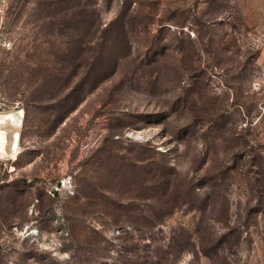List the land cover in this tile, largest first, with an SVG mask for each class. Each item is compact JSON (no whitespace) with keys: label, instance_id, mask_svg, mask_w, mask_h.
Wrapping results in <instances>:
<instances>
[{"label":"rangeland","instance_id":"374dc122","mask_svg":"<svg viewBox=\"0 0 264 264\" xmlns=\"http://www.w3.org/2000/svg\"><path fill=\"white\" fill-rule=\"evenodd\" d=\"M0 264H264V0H8Z\"/></svg>","mask_w":264,"mask_h":264},{"label":"bare ground","instance_id":"6f19581e","mask_svg":"<svg viewBox=\"0 0 264 264\" xmlns=\"http://www.w3.org/2000/svg\"><path fill=\"white\" fill-rule=\"evenodd\" d=\"M22 110L0 111V156L15 158L18 152V131Z\"/></svg>","mask_w":264,"mask_h":264},{"label":"built area","instance_id":"2783aa9c","mask_svg":"<svg viewBox=\"0 0 264 264\" xmlns=\"http://www.w3.org/2000/svg\"><path fill=\"white\" fill-rule=\"evenodd\" d=\"M8 0H0V51L10 50L13 47V39L7 26ZM23 116V112H22ZM10 156H0V162Z\"/></svg>","mask_w":264,"mask_h":264},{"label":"water","instance_id":"95a60500","mask_svg":"<svg viewBox=\"0 0 264 264\" xmlns=\"http://www.w3.org/2000/svg\"><path fill=\"white\" fill-rule=\"evenodd\" d=\"M20 129V128H19ZM19 132V131H18Z\"/></svg>","mask_w":264,"mask_h":264}]
</instances>
